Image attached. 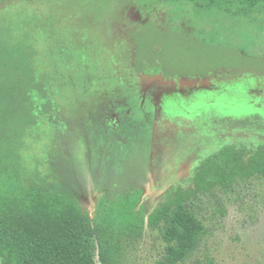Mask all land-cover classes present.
<instances>
[{"label":"rangeland","instance_id":"1","mask_svg":"<svg viewBox=\"0 0 264 264\" xmlns=\"http://www.w3.org/2000/svg\"><path fill=\"white\" fill-rule=\"evenodd\" d=\"M9 5L0 2L1 60L9 66L0 70V82L14 91L0 105V152H12L26 136L27 184L71 196L91 214L102 197L142 190L148 215L169 192L192 188L198 165L193 164L211 148V153L224 145L251 153L264 145V138L246 129L234 133L239 137L219 139L221 128L213 118L227 115L223 106L234 96L225 84L214 82L213 93L201 87L197 100L178 114L175 110L181 118L157 116V121L148 102L136 106L140 96L132 99L138 81L127 84L130 65L189 78L218 74L222 81L241 75V88L249 72L264 78V16L254 23L158 0ZM115 100L124 106L115 111L127 112V118H113ZM29 107L37 122L28 133ZM187 202L206 231L198 249L180 264H264L263 177ZM120 244L121 264H156L164 256L156 229L145 228L142 236Z\"/></svg>","mask_w":264,"mask_h":264},{"label":"trees","instance_id":"2","mask_svg":"<svg viewBox=\"0 0 264 264\" xmlns=\"http://www.w3.org/2000/svg\"><path fill=\"white\" fill-rule=\"evenodd\" d=\"M158 1L189 3L199 10H217L254 23L264 16V0ZM2 49L1 45L0 70L9 68L1 60ZM7 85L0 82V105L14 91ZM26 115L31 117L25 123L29 133L37 121L31 109ZM25 141L26 136L12 152H0L1 264H121V240L140 237L145 228L158 230L164 243V256L156 264L184 263L198 249L206 231L187 201L215 190L228 193L239 181L264 178L263 147L246 156L243 149L224 146L199 164L192 188L169 192L148 215L142 206V190L102 197L91 214L71 196L24 181Z\"/></svg>","mask_w":264,"mask_h":264},{"label":"flooded vegetation","instance_id":"3","mask_svg":"<svg viewBox=\"0 0 264 264\" xmlns=\"http://www.w3.org/2000/svg\"><path fill=\"white\" fill-rule=\"evenodd\" d=\"M17 1L25 2L28 0H17ZM0 2L2 7L5 6L8 7L10 6L9 5L10 2L14 3L16 2V0H11V1L0 0ZM130 68L132 72L128 71L130 73L127 78V84L129 85L130 83L133 84V80L135 79L141 85L139 91L135 90L134 85L132 86V88H134V92L136 93V96H132V99L134 101L136 97L140 96L141 101L136 106L141 105V102L142 105L144 102H148L149 104L148 107H152V109H154L155 111L156 116L154 118L156 121L159 116H164L167 120H171L173 117L181 118V116L176 115L178 114L177 113L178 109L183 110V108L189 107V102H192L195 99L197 100L198 97L200 96V94L197 93H199L200 89H202L203 87L208 88L209 89L208 91L210 93H213L214 92L213 83L216 82L218 84H225L226 87L224 86V88L226 89V91L231 92L234 95L233 98L227 99L226 97L227 101H225L226 104L225 106H223V108H225V110L228 111L227 115L226 116L216 115L213 118V120L216 118V122L214 123V126L217 124L221 128V130L220 129L219 130L222 135L221 137H219V139L223 138L225 134H228V136H232V137L233 136L239 137V134H234V133H241L243 135L241 129L244 130L246 129L245 132L248 135L258 134L261 138H264V78H262L259 74H256L257 72L256 73H254V71L249 72V75L247 74L245 76H242L245 77L246 80L248 79L247 80L248 82L244 87L241 88L240 85L245 84L241 80L243 79L241 78V75H239V77L238 75L231 76L228 77L226 81H222L224 80V78L218 74L216 75L210 74L201 77L189 78V77L179 76L178 74L165 75L164 73L158 70L157 71L145 70V69L138 70L135 69L133 65H130ZM182 97H184V100L181 99ZM208 99L211 101L212 97H209ZM133 101L129 103L134 104ZM112 103H113V113H112L113 118L114 115L118 114V116L114 119H118V117L127 118L129 116L127 112L115 111V110L124 109V106L121 102L115 100ZM212 105L213 104L207 106L211 108ZM241 106L242 109L245 111L244 113H241L239 111V109H241ZM175 110H176V114H174ZM236 110L240 113H238ZM218 111L219 108L215 112ZM205 115L206 117L209 116L208 114ZM198 117L200 118L201 114H199ZM239 117H241L242 120L241 118L239 119ZM131 118L132 116L130 117V119ZM242 124L245 126V128H242ZM194 128L195 129L193 130L195 131L199 130L197 126H194ZM224 146H221L220 148ZM227 147H234L237 150L243 149L246 152V156H249L258 147H263L264 149V145H260L257 146L253 152L249 153L244 148L239 149L235 146H227ZM212 149L213 148H211L209 153L205 155L208 156L211 155ZM215 150L217 149H214V151ZM204 157L205 156H201L200 158H204ZM203 160H201V162ZM201 162L199 163L197 161L194 162L193 167H195V165L197 164L198 165L194 168L193 173L195 172L196 168L199 166Z\"/></svg>","mask_w":264,"mask_h":264},{"label":"crops","instance_id":"4","mask_svg":"<svg viewBox=\"0 0 264 264\" xmlns=\"http://www.w3.org/2000/svg\"><path fill=\"white\" fill-rule=\"evenodd\" d=\"M115 114V113H114ZM113 116V115H112ZM118 116V114L114 115V118H116Z\"/></svg>","mask_w":264,"mask_h":264}]
</instances>
